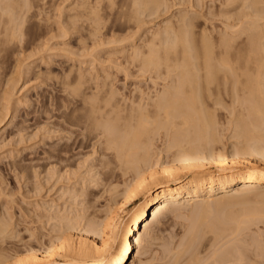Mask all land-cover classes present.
Returning a JSON list of instances; mask_svg holds the SVG:
<instances>
[{
	"label": "bare ground",
	"instance_id": "bare-ground-1",
	"mask_svg": "<svg viewBox=\"0 0 264 264\" xmlns=\"http://www.w3.org/2000/svg\"><path fill=\"white\" fill-rule=\"evenodd\" d=\"M147 2L152 4L149 0H134L130 6H135L138 10L139 6H142L146 10L147 5H150ZM155 2L154 5L158 6V1ZM260 2L262 3V0H211L208 7L210 17L205 15L210 19L208 23L205 20L194 22L193 17H190L193 20L186 18L188 14L184 15L186 14L184 13L180 18L178 17L177 27L171 26V22L167 21L169 24L164 25L161 30L158 29L156 34L153 33L154 37L150 39L153 45L150 46L151 48L148 47V52L141 51V46L129 45L128 58L133 61L141 58L143 62L145 58L146 62H144L150 66L152 64L154 69L160 62V65L163 64L167 68L178 69L173 81L171 79L172 82L164 83L166 86L163 84L165 87L158 92L156 90L157 93L155 92L153 97L150 96L151 92L149 95L145 94L146 96L140 92L141 96L137 95V99L130 97L127 101L124 99L127 95L123 99H118L117 91L109 88L110 86L108 89L104 87L105 90L101 89L103 93L105 91L102 98H99V92L78 90L79 94L75 90L80 98L69 102L68 115L66 114L63 121L60 120L63 125L59 120L54 122L56 140L54 145H49V149H43L42 152L47 153L46 159L56 158V163L68 161L72 157L70 153L74 154V150L84 148L91 143L92 152L98 151L103 157H108L105 162L104 158L103 160L101 158L98 162L100 165L104 162L103 164L110 170L121 169L122 175L129 171L130 178L124 180L125 184L121 182L124 185L122 192L120 191L121 197L114 196L106 210L95 208L88 200L87 203L89 202L92 207H87L90 208L88 212H80L77 209L76 212L70 213L71 215L68 214L69 212L63 215L60 213L56 218L60 226L58 225L57 230L52 226L55 228V230L53 228L55 233L51 231L52 234H48L46 243L44 244L37 236L39 241L34 239L36 243L45 245L40 247L44 249L36 250L37 252L28 247L29 241L23 240L29 250L25 249L24 243L16 242L20 237L15 232L13 237L11 235L14 229L12 227L10 229L12 224L10 215L0 214V264H126L133 247L142 244L144 232L152 223H157L166 210L176 212L187 210V214L192 217L193 223H190L187 232H184L186 237L180 242L181 248L176 252L175 260L173 259L180 261L181 257H189L185 262L189 264L190 261L199 258L196 256V250L201 249V247L198 249L199 243L208 244L219 234H223L224 230L227 232V229L232 233L233 230H240L241 233V229L246 228L245 223L253 222L252 224L256 225L253 220H261L264 216L262 212H255L256 215L254 212H247L248 215H254L250 218L245 212L247 217L244 213L243 216L240 213L238 216L237 213L236 216H233V213L232 216H228L229 213L225 211L228 205H232L236 200L244 197L248 200L249 195L262 194L264 190V7L261 8ZM162 3L166 4L163 1ZM25 4L24 0L23 2L0 0L1 38L9 35L11 39L18 35V30H22V24L30 9ZM158 7L155 9L158 10ZM93 9L95 7L92 6L91 10ZM134 9L133 11H136ZM141 10L138 12L140 13ZM140 19L138 18V21ZM192 21L193 30L189 29L193 25ZM173 42L179 43V52H176L177 44L174 45ZM161 43L162 46L164 43L169 47L172 46V57L167 55L165 44V47L163 46L165 52L160 53L165 56L162 54L163 59L159 58L158 46ZM77 84L82 88L79 83ZM79 87L76 89H80ZM5 107L7 110L8 106ZM2 118L4 117L0 120ZM61 127L66 130H64L66 135L57 134ZM222 130H228L229 137L234 139H231L233 148L231 147L232 152L229 155L218 150L216 144L217 141L224 140L222 138L226 133L223 135ZM156 136L162 137L165 142L163 147L167 150L165 154L167 160L154 157L152 146L154 147L153 140ZM60 140L63 142L61 143ZM87 159H84L85 162ZM241 165L246 167L245 171L239 169ZM187 175L190 177L187 178ZM1 191L4 193L3 188ZM139 198L142 200L134 205ZM240 201L237 203L240 204ZM243 201L245 202L244 199ZM231 210L229 211L232 212ZM206 213H213L212 220L204 219L208 215ZM204 220L205 226L203 223V227L200 228ZM229 222L233 224L229 225ZM10 237L11 241H9ZM233 238L232 242L228 241V245L224 243L223 246L226 248L215 251L217 261L224 263L225 258L236 255V251L243 249L240 247L244 245L239 247L238 243L243 244L245 240L233 241ZM255 241L259 251L264 250V244L262 243V248L258 239ZM20 246H25L24 251H20L22 249ZM239 255L237 253V257L241 258L243 251ZM183 258L181 261H185ZM211 261L214 262V259ZM250 261L254 263L255 259ZM214 263L217 264L216 260Z\"/></svg>",
	"mask_w": 264,
	"mask_h": 264
},
{
	"label": "rangeland",
	"instance_id": "rangeland-1",
	"mask_svg": "<svg viewBox=\"0 0 264 264\" xmlns=\"http://www.w3.org/2000/svg\"><path fill=\"white\" fill-rule=\"evenodd\" d=\"M27 1L24 0V4ZM87 1L89 0H30L25 4L30 9L22 24V30H18L17 37L15 36L16 38L13 37L10 39L9 35L8 37L2 36L3 38L0 36V119L4 117L0 120L2 122H0V210H3H1L0 214L10 215V222L16 224H13L14 226L11 224L10 229L12 227L14 229V231L12 229L13 233L15 232L22 239L19 238L18 242V237H16L17 241H14L24 243L23 245H25V241H29L28 247H31L30 249L33 251L44 249V247L41 249L40 247L45 246L43 243H46L49 237L48 234L51 231L53 234L55 233L53 231L54 227L56 230L59 228L60 222L58 223L57 221L59 220L56 218L59 217L60 213V215H63V213L67 214L69 212L68 214L71 215L70 213L76 212L77 209L80 212H88L90 208L88 209L87 207H91L90 203H87L88 200L92 202L95 208H101V211L103 208L106 210L112 203L113 198L121 197L120 193L122 192L121 189L123 190L124 188V180L130 178L129 171L127 172L128 174L122 175V172L120 173L121 169L116 170L115 168L114 171L106 167L103 163L108 157H103L98 151L92 152L93 148L90 142L88 144L91 147L86 145L84 146L85 149L82 147L81 149L74 150V154L70 153L72 157L68 161L56 163V158L46 159L45 154L47 153H43V149H49L52 146L51 144L54 143V140H56V129L53 126L54 122L56 120L63 121L66 118V114L68 115L69 111V102L72 99L80 98V95H77V91L88 90L99 92V98H102L105 95V91L103 93L101 89L103 87L108 89L110 86L109 88L117 91L116 93L118 95L116 97L118 99H123L127 95L124 99L129 101L128 98L130 97L137 99V95L140 97L141 93H144L143 96H146L150 92V96L153 97L156 90L158 92L169 81H173L174 76L178 74V69L176 68V71V69L167 68L163 64L160 65L161 62L154 69L152 64L150 66V64L145 63L146 60L144 58L143 62L145 61L144 63L148 65L146 68L141 58L138 61H133L128 58V48L134 44L137 47L141 46V51L144 50L143 52H146L148 47L153 45V42L150 40L154 37L153 33L156 34L158 29L161 30L169 22H171V26L174 25L173 27H177V22L184 13H186L184 15L188 14L186 18L193 17L195 19L194 22L205 20L208 23L210 20L205 15L210 17L208 7H210L211 0H149V2H152V4L147 2V4H150V7L146 4L149 10L147 7L145 10V7L143 8L142 6H139V10L135 6L131 7V2L133 3L134 0H90V4ZM155 1H158L159 5H157L159 7L154 5ZM162 1L166 4L164 5ZM263 4L264 1L262 0V3H259L261 8L264 7ZM92 6L95 9L91 10ZM157 7L158 10L155 9ZM132 8H135L134 10L136 11H140L141 9L144 11L141 10L139 13L138 11H133ZM94 10L95 12L93 13ZM36 11L39 13L38 15ZM178 11L181 13H178ZM138 13L139 16L137 15ZM131 15H135L141 19L138 21V18L136 19L134 18L135 16L133 17ZM193 18L190 19L193 20ZM192 26H189V29H194V23ZM155 41L157 43V38ZM162 43L159 45V41V54L165 52L164 47L166 43L163 44L164 47ZM173 44H177L175 47L178 50L177 48L175 50L179 52V43L173 42ZM167 46L169 47V45L166 44L165 50H168L167 55L172 57L173 48L170 46L167 49ZM158 49H155V51ZM162 54L159 56L160 59H163L165 56L163 54L164 56L162 57ZM95 86L97 89H95ZM78 87L80 89H76ZM136 88L137 90H135ZM5 106H8L7 110ZM60 123L62 125L64 124L61 121ZM64 127H61L57 134L66 135L67 133ZM54 130L55 132H53ZM222 134H225L223 138ZM222 134L220 135V139L222 138L224 140H219L216 144L218 145V150L223 153L227 152L229 155L232 152L233 147L231 144L234 139L229 137L228 130H222ZM60 141L61 143L63 142L62 140ZM153 141L154 147L152 146V148L155 154L154 157L157 156L158 159L162 158L164 160L166 158L165 154H167V150L163 147L165 142L162 140V137L157 136ZM156 146L158 147L155 148ZM160 150L161 152H159ZM90 153L94 155H90ZM62 154L64 155V153ZM101 158L102 160L104 158V162L100 165L98 162ZM157 158H154V160ZM84 159H87L86 162ZM239 169L245 171L246 167L241 165ZM188 177L190 176L187 175ZM2 188L4 193L1 191ZM5 192L7 195H5ZM251 195L248 196V200L245 197L240 198V200L242 199L241 201L238 199L244 205L241 203L238 204V200L233 202L232 205H228V208L225 210L229 213L228 216H232V213L234 214L233 216H238L244 212L246 214L247 212H254L255 215L258 212H262L264 215V211H259L264 210V190L262 194ZM141 198L136 200L134 205H137L144 197ZM76 201H78L77 203L79 205L76 204ZM229 208H233V210ZM186 211L176 212L166 210L158 222L152 223L148 228L149 230L147 229L144 232L142 244L138 247H133L131 256L126 264H185L189 258L186 257V254L184 255L186 258L181 257L180 261H173V259L175 260L174 256L179 251V248H181L180 242L184 241L183 237H186V233L184 232H187V229L193 223L191 221L192 217ZM235 213L237 214L235 215ZM206 214L208 215L204 219L212 220L213 213ZM252 216L254 215H248L250 218ZM263 218L264 216L261 217V220H253L254 223L256 222V225L252 224V221H250V223L252 222L251 224L247 222L248 226L245 223L244 226L246 228L243 226L245 229H241V233L239 232L240 230H233L232 233L227 229V232L224 230L223 234H219L218 237L208 242V244L199 243L198 249L201 247L204 250H196V256L199 258L196 261H190L189 264H201V262H204L203 264H215V260L217 264H224L225 262V264H246L248 260V264H264V250H261L263 253L259 251V246L258 244V247L256 246L257 241H255L258 239L261 247L262 243L264 244ZM205 220L200 224V228L203 227V223L205 226V222L207 221ZM231 224L233 223L231 222L229 225ZM237 232L240 234L238 235ZM13 233H11L12 237L15 235ZM256 234L257 236H254ZM36 236L42 239L43 243H36L37 241L34 240H38ZM232 238L233 241L236 239V241L240 240V242H242V239L243 241L245 240L243 244L238 243L239 247L240 245H244L240 247H243V249L236 251L238 255L243 251V255L241 258L237 257V253L233 251L236 255L227 256L228 258L223 260L224 263L217 261L214 255L215 251H221L226 248V246H223L224 243L228 245V241L231 240L232 242ZM248 238L251 239L249 240ZM9 239L11 241L12 238L10 237ZM179 239L181 240L178 241ZM146 245L149 247L147 248ZM24 247L22 246L20 251H24ZM28 247L26 246L25 249L27 248L29 250ZM172 247L175 248L173 249ZM182 258L185 261H181ZM238 258L240 259L238 260ZM213 259L214 262L211 261ZM252 259H255L254 263L250 261Z\"/></svg>",
	"mask_w": 264,
	"mask_h": 264
}]
</instances>
